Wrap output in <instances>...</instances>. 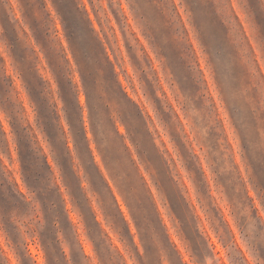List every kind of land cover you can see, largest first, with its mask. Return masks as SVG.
<instances>
[{
  "label": "rangeland",
  "instance_id": "obj_1",
  "mask_svg": "<svg viewBox=\"0 0 264 264\" xmlns=\"http://www.w3.org/2000/svg\"><path fill=\"white\" fill-rule=\"evenodd\" d=\"M262 188L264 0H0V264H256Z\"/></svg>",
  "mask_w": 264,
  "mask_h": 264
},
{
  "label": "trees",
  "instance_id": "obj_2",
  "mask_svg": "<svg viewBox=\"0 0 264 264\" xmlns=\"http://www.w3.org/2000/svg\"><path fill=\"white\" fill-rule=\"evenodd\" d=\"M71 93L74 94L72 88L70 89V94ZM88 99H89V97L87 98V102L89 104V100ZM76 104H77V107H78V120L80 121V124H81V127H82V133H83V136H84V140L87 143L88 152L90 154V157L93 160V165L96 168V172H97V175H98L99 179L102 180L103 184L106 187L109 188V184L107 183L104 175L101 173V170L99 169V167L94 162L93 151L91 149V142H90V140L88 138L86 127L84 125L85 121H84L83 109H82V107L80 105V102H79V99H78L77 95H76ZM135 107L138 109L137 110L138 111L137 112V116L140 118V121L141 120L144 121L143 119H145V121H146V118L143 115V113L141 112V110H139V108L137 106H135ZM90 117H92L91 110H90ZM142 130H145L144 132H145L146 136L148 138H150V142H151V135H150V132L148 131L147 121L144 123V129H142ZM130 133H128V134L130 135ZM94 136L96 137L95 134H94ZM121 138H122V136H121ZM75 141L78 142V140L76 138H75ZM95 141L97 143V148L100 149V144L98 143V140H96V138H95ZM135 147H136V149L138 148V146L136 144H135ZM151 147H152V152L155 155V157L158 160V162H161L162 165L165 166L166 165L165 158H164L163 154L160 152V150L157 147V145H156L154 140H153V142H151ZM126 149H127V147H126ZM147 153L150 154V152H147ZM138 154H139L140 157H142V153L141 152H138ZM131 162L133 164H135L134 161L131 160ZM146 163H148V166H149L148 167V171H150V170L153 171L152 167H154V162H152V160L147 159ZM105 164L107 166V169L110 171V168H109L108 164L106 163V160H105ZM60 165H61V168L64 167V166H62V164H60ZM153 169H156V168H153ZM189 170L192 171V168H190ZM202 175H204L203 172H202ZM261 190L264 191V188H262ZM249 199H250V197L248 195V192L246 191V200H249ZM240 201H242V198H240ZM62 202H64V200H62ZM75 203H77V200H75ZM239 203H241V202H239ZM250 208L252 209V212H253V220H254V223L252 225L253 226V230H248V228H247L248 227V223H247V226H246V222L247 221L245 219H242V221L240 222L238 227H239V229L241 231L242 239L246 243V245L249 247V249H250V251L252 253V256L254 257V259L256 261V264H264V223L262 221V218L259 216L258 211L254 208V205L252 204V200L251 199H250ZM216 233H217V235L220 236V239L223 242L224 247L229 249L228 256H230V260H231L232 264H249L247 259L244 257V254L239 249L236 241L233 239V237H231L230 241L226 240L224 235L219 234L220 233V229L219 228L216 229ZM200 254H201V250H200Z\"/></svg>",
  "mask_w": 264,
  "mask_h": 264
}]
</instances>
